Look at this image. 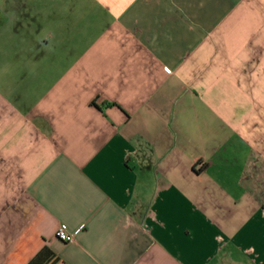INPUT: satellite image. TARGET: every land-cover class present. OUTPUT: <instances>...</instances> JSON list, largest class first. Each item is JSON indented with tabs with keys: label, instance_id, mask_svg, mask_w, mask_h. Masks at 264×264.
Here are the masks:
<instances>
[{
	"label": "crops",
	"instance_id": "crops-1",
	"mask_svg": "<svg viewBox=\"0 0 264 264\" xmlns=\"http://www.w3.org/2000/svg\"><path fill=\"white\" fill-rule=\"evenodd\" d=\"M0 264H264V0H0Z\"/></svg>",
	"mask_w": 264,
	"mask_h": 264
},
{
	"label": "built area",
	"instance_id": "built-area-1",
	"mask_svg": "<svg viewBox=\"0 0 264 264\" xmlns=\"http://www.w3.org/2000/svg\"><path fill=\"white\" fill-rule=\"evenodd\" d=\"M56 235L64 241H70L74 239L75 231H71L66 222H61L57 227Z\"/></svg>",
	"mask_w": 264,
	"mask_h": 264
}]
</instances>
